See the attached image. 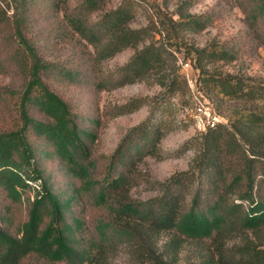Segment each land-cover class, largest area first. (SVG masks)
Segmentation results:
<instances>
[{
	"label": "trees",
	"instance_id": "1",
	"mask_svg": "<svg viewBox=\"0 0 264 264\" xmlns=\"http://www.w3.org/2000/svg\"><path fill=\"white\" fill-rule=\"evenodd\" d=\"M104 1L81 0L74 8L63 9L67 26L98 48V57L135 46L141 39V30L129 27L132 15L124 5L89 22V15ZM243 2L249 6L245 10L250 25L255 27L261 20L264 26V0ZM181 21L184 27L199 25L195 16ZM17 42L21 49L14 58L24 69L26 82L12 126L0 130V185L13 201L20 200L22 191L31 184L36 189L18 235L9 231L6 217L0 215V264H113L111 253L120 244L131 248L138 264H171L184 240L197 245L203 262L264 264V164L258 171L264 159L257 150L259 144L264 145V132L252 139L242 132V128L263 123L262 114L237 110L233 120L202 131L200 150L190 172L196 182L188 204L184 202L183 180L175 177L162 183L156 196L136 200L129 196L130 165L144 153L146 143L154 146L153 135H140V144L139 138L133 141L127 134L113 154L115 165L112 159L109 172L94 178L95 161L87 143L93 133L80 125L76 113L48 86L44 78L55 71L53 66L41 58L19 29ZM197 50H193L195 58H230L223 50ZM159 54L158 46L136 50L121 68L119 81L142 76L154 67ZM60 72L68 78L75 74L70 69ZM202 80L209 82L206 76ZM212 81L214 89L230 98L264 101L261 82L230 74ZM4 91L0 88V93ZM28 134L49 143L52 152L81 181L76 198L87 196L88 216L66 215L64 208L73 196L60 199L40 181ZM162 231L169 234L165 244L169 256L157 248ZM234 238L238 239L236 245L228 248L226 243Z\"/></svg>",
	"mask_w": 264,
	"mask_h": 264
},
{
	"label": "rangeland",
	"instance_id": "2",
	"mask_svg": "<svg viewBox=\"0 0 264 264\" xmlns=\"http://www.w3.org/2000/svg\"><path fill=\"white\" fill-rule=\"evenodd\" d=\"M80 1L0 0V88L5 89V93H0V130L12 126L26 82L25 71L14 58L21 49L17 42L19 29L41 58L53 66L55 71L44 78L48 86L76 113L80 125L93 133L87 143L90 158L95 161L94 178L100 179L109 172V162L127 134L133 141L139 138L137 142L142 144L140 135L151 133L154 146L146 143L144 153L130 165L129 196L149 199L159 194L162 183L175 177L183 180L184 202L188 204L196 182L190 172L202 133L192 117L195 97L224 123L233 120L232 114L237 110L264 116L263 100L230 98L212 86V79L229 74L264 84L262 21L257 20L255 27L250 25L245 10L249 6L243 0H105L89 15V22L124 5L132 15L129 27L141 30V39L135 46L98 57V48L70 29L64 20L63 9L74 8ZM187 16H195L199 25L184 27L180 22ZM151 45L158 46L160 52L154 67L121 83V68L136 50ZM197 49L218 53L223 50L230 58H195L193 50ZM65 69L73 70L74 76H64L60 71ZM203 76L209 82H204ZM242 132L247 138L257 137L264 132V122L242 128ZM27 137L40 181L60 199L73 196L64 208L65 214L88 216L87 196L76 198L81 181L52 152L49 143L34 134ZM258 146L264 159V145ZM115 163L113 159V166ZM262 164L264 161L259 162L258 171ZM120 167L117 165L113 172ZM31 185L17 201L11 200L0 185V215L6 217L9 231L16 235L35 195L36 187ZM168 235L164 231L158 234L157 248L169 256L165 246ZM237 241L231 239L226 245L232 248ZM177 247L171 264H210L203 262L194 242L184 240ZM111 257L113 264H138L136 254L125 244L118 245Z\"/></svg>",
	"mask_w": 264,
	"mask_h": 264
},
{
	"label": "built area",
	"instance_id": "3",
	"mask_svg": "<svg viewBox=\"0 0 264 264\" xmlns=\"http://www.w3.org/2000/svg\"><path fill=\"white\" fill-rule=\"evenodd\" d=\"M186 64V63H185ZM195 125L204 131L208 128L214 127L221 118L212 109L205 106L198 98L195 97L194 111L192 114Z\"/></svg>",
	"mask_w": 264,
	"mask_h": 264
}]
</instances>
